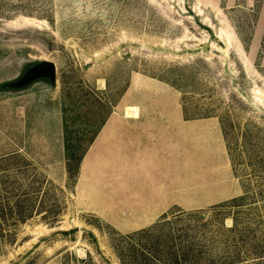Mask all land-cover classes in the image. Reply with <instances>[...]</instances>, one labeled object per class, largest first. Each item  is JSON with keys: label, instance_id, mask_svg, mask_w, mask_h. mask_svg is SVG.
Masks as SVG:
<instances>
[{"label": "rangeland", "instance_id": "obj_1", "mask_svg": "<svg viewBox=\"0 0 264 264\" xmlns=\"http://www.w3.org/2000/svg\"><path fill=\"white\" fill-rule=\"evenodd\" d=\"M138 108L183 205L133 223L101 147L82 188L109 213L82 210L93 143L73 178L65 126L80 153ZM171 227L204 259L264 264V0H0V264H138Z\"/></svg>", "mask_w": 264, "mask_h": 264}, {"label": "crops", "instance_id": "obj_2", "mask_svg": "<svg viewBox=\"0 0 264 264\" xmlns=\"http://www.w3.org/2000/svg\"><path fill=\"white\" fill-rule=\"evenodd\" d=\"M138 115L128 118L124 109L121 118L111 115L95 137L79 170L77 199L82 210L109 213L96 209L91 194L82 188L88 163L100 153L101 147H104V154H118L120 157L119 202L124 207L123 214L137 213L133 223H153L170 207L183 205L176 200L175 177L170 176L169 162L163 161L168 157V149L159 146L158 130L151 122H144L140 109ZM118 142L119 149L116 147Z\"/></svg>", "mask_w": 264, "mask_h": 264}, {"label": "trees", "instance_id": "obj_3", "mask_svg": "<svg viewBox=\"0 0 264 264\" xmlns=\"http://www.w3.org/2000/svg\"><path fill=\"white\" fill-rule=\"evenodd\" d=\"M105 121L102 122L100 125V128L93 133L91 138L88 140V143L85 147H83L78 153L79 147L74 146L71 143L70 135L66 131L65 126V133H64V151H65V158L67 162V170L70 173L71 167L75 166V171L73 178H75L78 174V168L79 164L85 155L88 147L93 143L95 137L99 133L100 129L104 125ZM3 159V158H1ZM170 225V224H166ZM170 227V226H169ZM149 231V230H147ZM144 233V232H143ZM183 232L178 229L169 228V238L166 244L161 245L162 242L158 243V247L156 244L154 245V248L157 247L156 251L153 253V255H149L150 252H146L145 248H141V254H142V261L138 264H236L237 259L236 258H226L224 260L220 258H213L208 257L204 259L201 255V250H195L193 246V242L188 240L187 235H182ZM162 246V247H160ZM160 247V249H158ZM167 248V256L164 255L163 249ZM151 250V249H149ZM144 254V255H143ZM164 258V259H163ZM166 258V259H165ZM226 260V261H225ZM124 263V261H122Z\"/></svg>", "mask_w": 264, "mask_h": 264}, {"label": "water", "instance_id": "obj_4", "mask_svg": "<svg viewBox=\"0 0 264 264\" xmlns=\"http://www.w3.org/2000/svg\"><path fill=\"white\" fill-rule=\"evenodd\" d=\"M48 72H49L51 75H53V74H52V73H53V68L50 67V69H48Z\"/></svg>", "mask_w": 264, "mask_h": 264}]
</instances>
